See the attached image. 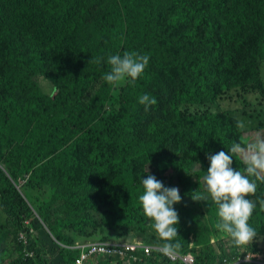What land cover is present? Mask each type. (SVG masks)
<instances>
[{"label":"trees","instance_id":"1","mask_svg":"<svg viewBox=\"0 0 264 264\" xmlns=\"http://www.w3.org/2000/svg\"><path fill=\"white\" fill-rule=\"evenodd\" d=\"M125 50L149 64L134 86L111 89L101 79L107 57ZM263 64L264 0H0V264H75V239L97 231L158 246L138 199L149 174L180 190L177 252L196 264L232 262L242 247L228 249L217 207L192 195H207L208 154L247 145L250 100L264 102ZM143 94L157 100L148 110ZM256 131L264 137V125ZM232 167L244 172L242 156ZM256 183L249 224L264 239V183ZM29 188L50 189L36 211ZM31 229L48 240L39 244ZM244 248L264 260V244ZM167 260L156 250L147 264Z\"/></svg>","mask_w":264,"mask_h":264},{"label":"clouds","instance_id":"2","mask_svg":"<svg viewBox=\"0 0 264 264\" xmlns=\"http://www.w3.org/2000/svg\"><path fill=\"white\" fill-rule=\"evenodd\" d=\"M102 59L96 58L90 60V62L99 64ZM149 59L150 57L147 54L127 50L122 55L119 53L109 55L106 61L110 66L109 71L101 79L111 89L119 87L126 81L134 86L137 79L145 73ZM254 94L257 95V91ZM139 103L145 106V110H148V107L155 105L157 100L149 94H143L139 97ZM261 125H264V123ZM236 127L238 130L243 131L246 124L243 120L238 119ZM234 155L242 156L243 163L246 165L244 172L233 169ZM208 159L210 166L206 171V175L203 176L204 192L207 195L203 193L192 195V199L196 201H208L210 199L218 210L216 227L221 233L228 236L225 240L228 243V249L232 250L235 246L242 247L234 260L230 262L226 259L225 264H239L246 261L264 264L263 255L259 254L260 258L254 257L253 252L244 248L254 243L260 246L264 244L263 237L257 238L256 230L249 224L256 204L251 199L246 198L255 195L257 190L256 181L264 183V137L257 136L243 147L241 143L234 142L227 153L220 151L214 155L208 154ZM250 177L254 179H250ZM141 182L143 193L139 195L138 199L142 205L144 215L151 221L150 228L156 236L158 246L147 244L141 240H132L130 237L122 240H117L112 236L109 239H101L106 234H98L97 231L94 234L95 237L100 235L97 239L92 237H90L92 239H75L71 248L79 250L77 260L83 254L91 251L92 254L84 261V264H88L93 256H99L100 259H103L104 256L112 254H118L122 257L125 264H147L148 258L152 257L153 252L160 250L163 255L168 257L167 261L172 264L197 263L196 257L191 252H177L181 248V244L176 239L179 236L177 226L180 223V216L174 205L182 201L179 188L175 186L166 187L155 175L151 174L147 178L143 176ZM29 205L34 211L38 208L34 204ZM260 205L264 208V201H260ZM38 218L40 219L39 216ZM25 225L29 227L30 223L26 221ZM42 225L46 229L45 231L49 233L50 231L45 223ZM33 232L36 231L31 229V236L34 235ZM27 239L28 235L26 233L23 232L19 235L20 242L26 244ZM216 242L217 239L213 238L211 244L214 245ZM99 248H106L111 253L100 251ZM196 248H198V251L205 252L199 246H196ZM114 250L116 253H114Z\"/></svg>","mask_w":264,"mask_h":264},{"label":"rangeland","instance_id":"3","mask_svg":"<svg viewBox=\"0 0 264 264\" xmlns=\"http://www.w3.org/2000/svg\"><path fill=\"white\" fill-rule=\"evenodd\" d=\"M262 75L264 78V64H263V68H262ZM252 96H249V98ZM254 97V96H253ZM235 99V98H234ZM251 105H249L248 108V112H250V114H248V116H250V122L253 125V129L250 131H247L245 133V138L247 139V143L253 141L258 135L259 133L256 131V127L260 126L262 123H264V102H261L256 99L255 97L252 98L251 100ZM224 106L230 108L231 110H237V105L236 102L233 100L231 102H226L224 104ZM22 184H26V181H21ZM26 192V195L28 197V200L33 203L34 205H36L37 207H39L46 199H48L49 197H51L50 195V189L46 188V189H24ZM46 230V229H45ZM34 235H40V240H39V244H44V241L48 240V236H46V232L45 231H41L38 234L36 232H33ZM39 237V236H38ZM37 237V238H38ZM100 235H98L97 237H92L93 239H97L99 238ZM131 237V239L133 240V236H129ZM89 238V239H92ZM80 238H78L77 240H79ZM49 248H46V251L48 252ZM48 259H52V255L46 254ZM58 259V256H56L55 258H53V260L51 261L52 263ZM57 264H62V261L57 260L56 261Z\"/></svg>","mask_w":264,"mask_h":264},{"label":"built area","instance_id":"4","mask_svg":"<svg viewBox=\"0 0 264 264\" xmlns=\"http://www.w3.org/2000/svg\"><path fill=\"white\" fill-rule=\"evenodd\" d=\"M99 250H100V251H104V252H106V253H111V251L108 250V249H106V248H99ZM114 253H116L115 250H114ZM91 254H92L91 251H89V253H87V254H83V255L81 256V258L77 260L76 264H84V261H85L86 259H88L89 255H91Z\"/></svg>","mask_w":264,"mask_h":264}]
</instances>
